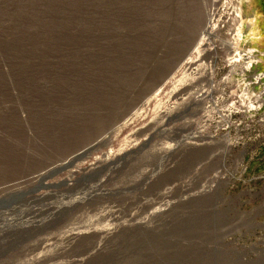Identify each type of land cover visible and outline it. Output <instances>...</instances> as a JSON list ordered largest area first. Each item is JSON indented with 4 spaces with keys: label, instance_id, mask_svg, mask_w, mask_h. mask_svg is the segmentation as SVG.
Here are the masks:
<instances>
[{
    "label": "rangeland",
    "instance_id": "374dc122",
    "mask_svg": "<svg viewBox=\"0 0 264 264\" xmlns=\"http://www.w3.org/2000/svg\"><path fill=\"white\" fill-rule=\"evenodd\" d=\"M91 2L0 0V264H264V0Z\"/></svg>",
    "mask_w": 264,
    "mask_h": 264
},
{
    "label": "trees",
    "instance_id": "16d2710c",
    "mask_svg": "<svg viewBox=\"0 0 264 264\" xmlns=\"http://www.w3.org/2000/svg\"><path fill=\"white\" fill-rule=\"evenodd\" d=\"M102 1H104V0H92L91 5L93 4V6H94V5L100 4ZM88 21H89V23L92 22L90 19Z\"/></svg>",
    "mask_w": 264,
    "mask_h": 264
}]
</instances>
